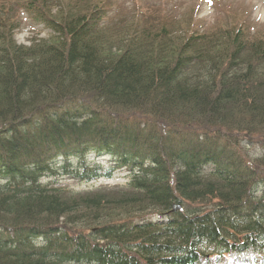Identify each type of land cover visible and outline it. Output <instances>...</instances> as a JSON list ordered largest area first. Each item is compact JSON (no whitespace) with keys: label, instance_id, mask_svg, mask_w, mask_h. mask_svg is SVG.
Here are the masks:
<instances>
[{"label":"trees","instance_id":"16d2710c","mask_svg":"<svg viewBox=\"0 0 264 264\" xmlns=\"http://www.w3.org/2000/svg\"><path fill=\"white\" fill-rule=\"evenodd\" d=\"M21 6L51 38L16 44L12 8L0 9V264H264V75L252 63L264 37L235 27L223 44L194 36L162 56L146 48L163 27L107 47L104 0L63 16L48 0ZM117 168L127 183L110 192L55 182Z\"/></svg>","mask_w":264,"mask_h":264},{"label":"rangeland","instance_id":"374dc122","mask_svg":"<svg viewBox=\"0 0 264 264\" xmlns=\"http://www.w3.org/2000/svg\"><path fill=\"white\" fill-rule=\"evenodd\" d=\"M28 0H0V9H9L11 19L17 23V28L13 30V41L16 44L29 46L39 39L48 40L51 38V30L42 24L32 20L28 12L22 8ZM40 1V0H38ZM101 0H48L49 6L45 11H49L54 16L63 14H72L75 11L86 9L91 3L94 4ZM110 7V11L104 20L100 22L105 30L101 38L107 47L121 48L127 47L131 42L129 31L140 26H153L156 31L164 28L167 33L164 36L157 37L155 43L151 45L143 40L142 45H150L146 48L147 53L161 52L162 56L167 49L182 47L183 44L191 37H202L201 35H217V44H223L227 33L233 31L232 28L241 27L249 32L250 37H264V0H104ZM3 6L1 7V5ZM8 4V5H6ZM1 14V13H0ZM232 24L234 27H230ZM136 26L131 27V26ZM135 32V31H134ZM137 33V32H135ZM154 34V32L152 33ZM163 33H161L162 35ZM225 36V37H224ZM135 37V36H133ZM224 37V38H222ZM150 40V38L147 36ZM164 43H158V42ZM130 41V42H129ZM198 47L202 46L201 40H194ZM116 42V43H115ZM210 42V41H209ZM214 42V41H213ZM211 42V43H213ZM211 47L213 57L219 56L222 50L216 51ZM119 51V49L117 50ZM109 54L107 51H104ZM103 52V53H104ZM173 53V50L171 51ZM168 53L166 57H169ZM253 60V68L256 73L264 75V63ZM197 60H194L195 63ZM220 67H228L229 61L223 55L219 59ZM248 62L247 59H244ZM206 66H210L209 60ZM238 70L241 71L246 67L243 61L238 63ZM137 114V113H136ZM129 115V114H128ZM131 116V115H130ZM85 156L83 157V159ZM85 160V159H84ZM61 160H54L52 164L60 165ZM73 164L77 159L71 160ZM88 163L99 162L103 171L111 167L113 158L109 155L97 157L94 154H88L86 157ZM128 168H117L112 172L110 179L105 177L95 181L84 182L78 179L61 176L57 181L59 186L72 193H81L103 188L102 191H109L112 187H125L128 177ZM0 176V181H1ZM50 180V172L42 175V181ZM108 192V193H109ZM214 257V256H213ZM229 259L223 256L221 264L229 263ZM213 263V262H212ZM211 263V264H212ZM208 264V263H207Z\"/></svg>","mask_w":264,"mask_h":264}]
</instances>
